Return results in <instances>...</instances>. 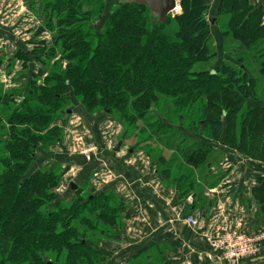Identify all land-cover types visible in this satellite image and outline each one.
Masks as SVG:
<instances>
[{"label":"trees","instance_id":"obj_1","mask_svg":"<svg viewBox=\"0 0 264 264\" xmlns=\"http://www.w3.org/2000/svg\"><path fill=\"white\" fill-rule=\"evenodd\" d=\"M116 2L119 6L118 12L109 21H102L101 28L98 23L104 19L102 15L98 16V21L87 15L85 18L90 21L87 26L81 25L79 29L68 31L66 34L63 32L65 35L61 34L59 39H56L55 46H60L63 54L67 53L65 55H70L75 60L72 56L73 52H76L77 56L81 54V60L87 63L78 61L80 58L77 57V61H73V66H70L66 73H59L58 80L53 79L49 83L51 86L49 84L45 87L36 86L28 90L19 105L14 107L13 112L5 111L6 120L10 123L9 126L13 127L8 134H6L8 130L3 128L5 138L10 139L1 142L6 150L9 149L7 156H4L5 153L0 149V162L4 163L3 167H0V177L8 172V179L3 178L4 184L0 183V264H19V261L24 263V258H28L29 264H98L99 258L106 256L99 247V239L110 238L109 232L113 230L115 222L104 220V213L100 214L97 211L108 209L107 201L100 200L102 196L109 199L110 195H90L88 200H80L75 209L64 207L62 210L59 208L51 211L52 205H49L48 200H59L60 196L54 197L50 192L59 184L60 177L52 171L39 170L36 173H29L31 162L37 159L36 150L40 144V137L36 136L35 139V126L36 131L38 125L45 126L43 121L67 114L63 111H67L65 109L69 106L63 108L58 103L69 102L71 105L68 96L71 90L74 91L76 100L79 102L81 100L87 107H100L106 113L119 111L125 122L131 123L134 119L151 116L158 120L161 128L174 129V124L183 135L186 130L182 123L184 116L178 117L179 124L170 123L171 120L157 115L156 107L152 106V102L158 105L164 104L167 100L162 97L169 95V91L174 89L181 94L191 90L199 91L201 86L206 89L200 90L205 94L221 90L223 94L220 100L215 96L216 101L213 99L211 104L207 103L208 105H205L203 100L200 101V106L205 105V107L199 122H194V131L203 133L209 141H219L226 133L228 137L225 143L229 148L236 149L245 156L260 158L264 145V129L260 133L255 129L261 124L264 125V106L259 110L260 114L262 111V115H254L256 109L246 111L248 115H254L252 119L249 117L241 122L247 127V133L251 129L253 131L252 135H246L247 139L243 137L244 133L239 121L237 125L233 124L239 131L236 130V134L229 136L232 133L230 132L231 117L229 110L222 106L232 101H234L233 107L242 105L244 100H248L249 96L253 95L251 100L258 99L264 102V90L263 88L260 90L259 86L261 81L251 74L246 64L240 63L242 59L226 62L227 56L222 54L223 46L220 52L212 50L207 39L201 43L203 36L209 34L206 26L203 25L206 23L204 10L207 8L204 0H184L182 14L175 18L170 14L164 24L153 18L148 7L121 4L120 0ZM124 9L132 11L119 17ZM144 10L149 13V21L144 25L142 23L136 25L142 20L139 12ZM134 12L138 15L133 14ZM132 25L135 31L142 29L141 31L146 32V38H121L123 37L120 34L121 30ZM163 29H166V32ZM260 30L264 28L261 27ZM69 34L74 35L73 44L67 39ZM251 38L253 34L248 39ZM219 54H222L224 60L216 61L214 70L207 71L205 81L197 85L198 73L192 72L194 64L208 62ZM254 62L261 66L260 73L264 74V60L260 63L257 60ZM80 75L82 77L86 75L89 81L86 80V83L81 84ZM238 95L241 98H238ZM191 102L196 104L193 99ZM181 105L180 109H184L185 101L182 100ZM212 107L218 109L221 107L220 118L212 116ZM176 109L174 105V114L177 112ZM61 139L58 135L57 140ZM243 140L247 142L242 144ZM5 141L7 144L4 143ZM237 141L240 144H237ZM195 142L192 143L195 147L193 150L190 149L191 145L188 146L190 151L199 150V145ZM184 145L187 146L185 140L179 147H175L180 150ZM244 145H247V148ZM52 179L53 185L50 182ZM43 190H48L49 194L43 195ZM96 201L98 204L95 203ZM108 222L111 223L110 228ZM106 228H108L107 233ZM73 239H76V243L72 242ZM47 254L52 258L50 259ZM14 255L17 256V260L13 259ZM31 256H34V262Z\"/></svg>","mask_w":264,"mask_h":264},{"label":"rangeland","instance_id":"obj_2","mask_svg":"<svg viewBox=\"0 0 264 264\" xmlns=\"http://www.w3.org/2000/svg\"><path fill=\"white\" fill-rule=\"evenodd\" d=\"M116 1L117 0L18 1L19 4L17 3V7L19 9V14L25 16L21 23L16 26L19 28L17 30V35L19 33L20 38H23V41L25 42L24 50L20 51L18 55V58L21 61L10 62V60H7L2 64L0 63V149L5 153L4 156H7L6 153H8L9 150H6L1 143L6 137L4 136V131L7 129L8 131L6 134L11 133L10 128L13 127L9 126L10 123L6 120L5 111L13 112L15 109L14 107L19 105L20 99L23 96H26L28 90L34 89L36 86L45 87L48 86L53 79L58 80L57 75L62 72L66 73L69 70V67L73 66L74 62L77 61V57L80 58L78 61L83 63L86 62L81 60V54L77 56L76 52H73L74 55L72 56L75 57V60H73L70 55H65L67 53L63 54L61 50L62 48L60 46H55L56 39H59L61 34L65 35L68 31H73L76 28L79 29L78 27H81V25H84V27L87 26L88 22H90L87 18H85L87 15L93 20L97 19V21L98 16L102 15L104 19L98 23L99 28H101L102 21H109V19L118 12L119 6ZM178 1L181 5V10L177 15H170L173 18L181 15L183 12L182 2L184 0ZM246 1L247 0H204L207 6L204 10L206 23L201 24L206 26L209 34L203 36V42L201 43H204L207 39L212 50H219L220 52L223 46L224 53L222 52V54L227 56L225 59L226 62L236 60L237 58L242 59L240 63L246 64L251 74L261 81L259 84L260 90L261 88L264 90V74L260 73L261 66L254 62L257 60V62L260 63L264 60V30H260L261 19H259L260 15L258 14H255L252 20L247 22L248 8H245V5H248V3ZM27 2H29V7L26 6ZM80 3L81 5H79ZM131 11L132 10L124 9L119 17L129 14ZM133 14L138 15L136 12ZM139 17H141L142 20L136 25L140 23L143 25L147 24V21L150 19L149 13L146 10L141 13L139 12ZM141 30L142 29L135 31L134 25H132L130 28L121 30L122 32L120 34L123 36L121 38H146L147 33ZM163 31L166 32V29H163ZM63 32L65 34H63ZM251 34H253V38L248 39ZM73 36L74 35L69 34L67 37L71 44L75 41V39L72 38ZM261 42H263L262 45L260 44ZM8 47V49L12 48V46ZM0 49V54L4 53L2 45L0 46ZM25 51H31L32 57L37 59V62H34V66L32 68L29 66V59L26 55H24ZM222 54H219V56L217 55L214 59L209 60L208 62H196L194 64L192 72L198 73L197 79L199 82L196 83L197 85H200L199 83L205 81L207 78L205 73L207 71L214 70L215 64L217 65V62L224 60L221 56ZM53 74L54 76H52ZM85 77L86 75L84 77L80 75L79 82L81 84L86 83V80L89 81L88 77ZM200 90L205 91L206 89L201 86ZM200 90H191L186 94H181L177 89H174V91H169V95L162 97L167 100L164 104L160 102L162 104L158 105L152 102V106L156 107L157 115L163 117L164 119L167 118L171 120L170 123H178V117L181 115L184 116L185 119L182 120L186 129L184 135L176 129L177 126L175 128L174 124V129H169L167 127L161 128L158 120L151 118V116L142 117L137 120L134 119L132 120V123L125 122L123 116L120 115L121 112L106 113L104 110L102 111L100 107H87L81 100L80 102L76 100L73 90L69 91L68 96L70 97L71 105H69V102L61 101L58 105H61L63 108L65 106H69L65 110L71 109V114H63L61 117L52 118L46 122L43 121L42 123H45V126L43 127V125H38V130L36 131V126L35 128L33 126L35 139L36 136H39L40 144L36 150L37 153L35 157H37V159L31 162V170L29 173H36L39 170H43L44 172L52 171L60 177L59 184L56 185V187H53L50 192L54 197H56L55 195L60 196L59 200H48L49 205H52L51 211H53V209L59 210V208L62 210L64 207H72L75 209V207H77L80 203V200H88L90 195H98L94 192L93 186L89 184V179L82 182L76 178L77 169H84L88 167L89 160H93L96 156H99V153H102L104 142L99 145L98 142H96L97 138L105 137L110 140H115L116 138L120 140V142H123L122 147L127 146L128 148L129 146H134L137 147V150H145L149 157L158 160V164L163 169L168 166V158L170 157L171 159L172 157L169 156V151H172L175 146L179 147L184 140L186 141L187 146L191 145L190 149L193 150L195 147L194 145L192 146V143H194L195 139H192L191 137H197V135L203 134L201 132L198 133L194 131V122H199L205 105L211 104L210 102L215 98V96L218 97L217 100H220L221 95L223 94L221 90H215L210 94H205ZM85 96L87 97L88 94ZM92 96H94V94H92ZM253 96L249 97L252 98ZM239 97L241 98L240 95H238V98ZM99 98H101L100 94ZM232 98H234V96H232ZM250 98L248 100H244L242 105L238 104V106L234 105V107L232 106L234 101L227 103V105H221L222 107L227 108L230 113V121L233 127L231 126L232 129L230 132L232 133H230L229 136L236 134V130L239 131L236 126L237 121H239V125L241 126L244 133L243 137H245V139H247V134H249V136L253 134L252 129L249 133H247V127L243 126L241 122L243 119L247 120L249 117L253 118L254 115H262V111L260 114L259 110L261 109V106H264V102H260L258 99L257 101L251 100ZM192 99L193 101H196V104L191 102ZM182 100L186 103L184 109H180L182 106ZM201 100H203V103L205 104L203 107L200 106ZM214 100L216 101V99ZM174 105L175 108L177 107L176 114H174ZM4 107L6 110H4ZM220 108L221 107H219V109L215 107L211 108V114L214 118L221 117ZM253 109H256L255 114L253 113L254 115L252 116L248 115L246 111L250 112ZM14 123L15 122H13V124ZM235 123L236 125L234 126L233 124ZM3 128L5 129L3 130ZM262 129H264L263 124H261V126H257L255 131H259L260 133ZM58 135L62 138L59 141L57 140ZM256 137L258 138L259 136L256 135ZM5 139L7 141L10 140L8 137ZM201 139L206 140L204 134ZM243 141L244 142H242V144L247 142L246 140ZM118 143L114 147H117ZM237 144L240 143L237 141ZM244 146L247 148V145ZM92 148H94V150ZM87 153L90 154L91 159L88 158ZM261 154L262 151L260 156ZM3 165L4 163L0 162V167H3ZM156 170L158 172L159 170L161 171V169ZM55 177L56 176H54L53 179H55ZM3 178H5V180L8 179V172L1 175L0 183L2 184H4L2 181H5ZM53 179L50 180L52 185L54 184ZM71 183H75L77 186V189L74 191L71 189ZM105 193L106 195H110L108 196L110 202L107 197L103 198V196L100 201L104 202L106 200V207L108 209L105 211H103V209H99L97 213H104V220L106 219L111 222L114 221L115 224L113 230L109 233H111V235L113 233L118 234L122 229L123 207L118 204L113 192L110 191ZM48 194V190H43V195ZM95 203L98 204V201ZM95 203L92 204L96 205ZM107 225L110 228L111 223L108 222ZM106 229L105 232L107 233L108 228ZM103 240L106 239H99V245ZM72 242L76 243V239H73ZM108 253L109 254L106 253L104 258H99L98 264H108L110 260H112L111 258H113V261H117L118 255L116 256L114 253ZM33 257L34 256H31L32 262H34ZM49 258L51 259L52 257ZM13 259L17 260V256L14 255ZM23 261L24 263H20V261L18 263L29 264L28 258H24ZM133 264H135V262H133Z\"/></svg>","mask_w":264,"mask_h":264},{"label":"crops","instance_id":"obj_3","mask_svg":"<svg viewBox=\"0 0 264 264\" xmlns=\"http://www.w3.org/2000/svg\"><path fill=\"white\" fill-rule=\"evenodd\" d=\"M18 1L0 0L1 64L21 61L18 55L24 50L16 27L25 18L19 14ZM246 2L248 20L258 14L264 28V0ZM24 55L32 68L37 59L31 51ZM201 137L195 138L196 152L189 150L190 145L169 151L172 157L165 169L145 150L121 146L116 151L120 140H95L99 145L104 142L102 153L89 160L88 167L77 169L76 178L89 179L98 195L113 192L123 207L121 232L99 246L105 255H118L108 264H264V242L256 254L233 263L212 252L208 243L217 232L257 236L264 231V145L263 155L256 158L229 148L226 133L219 141ZM188 217L198 224L191 225Z\"/></svg>","mask_w":264,"mask_h":264},{"label":"built area","instance_id":"obj_4","mask_svg":"<svg viewBox=\"0 0 264 264\" xmlns=\"http://www.w3.org/2000/svg\"><path fill=\"white\" fill-rule=\"evenodd\" d=\"M180 10L181 5L177 2V5L173 10V15L179 14ZM92 149L94 150V148ZM87 156L91 159L90 154L87 153ZM187 221L191 225L198 224L197 219L193 217H188ZM261 242H264V231L257 236H250L244 232L238 231H225L217 232L208 237V243L212 252L218 254L221 259L230 263L256 254Z\"/></svg>","mask_w":264,"mask_h":264},{"label":"water","instance_id":"obj_5","mask_svg":"<svg viewBox=\"0 0 264 264\" xmlns=\"http://www.w3.org/2000/svg\"><path fill=\"white\" fill-rule=\"evenodd\" d=\"M178 0H120L121 4H136L148 7L154 19L159 23L164 24L169 15L173 12L177 5ZM213 21V20H212ZM71 109L63 111V113L71 114ZM122 146V142H119L116 151H119ZM71 189L74 191L77 189L75 183H71ZM50 264V263H49Z\"/></svg>","mask_w":264,"mask_h":264},{"label":"flooded vegetation","instance_id":"obj_6","mask_svg":"<svg viewBox=\"0 0 264 264\" xmlns=\"http://www.w3.org/2000/svg\"><path fill=\"white\" fill-rule=\"evenodd\" d=\"M25 97V96H24ZM23 100V97L20 99V102ZM5 136V135H4ZM5 139V138H4Z\"/></svg>","mask_w":264,"mask_h":264},{"label":"bare ground","instance_id":"obj_7","mask_svg":"<svg viewBox=\"0 0 264 264\" xmlns=\"http://www.w3.org/2000/svg\"><path fill=\"white\" fill-rule=\"evenodd\" d=\"M178 2H179V1H178ZM171 14H173V12H172Z\"/></svg>","mask_w":264,"mask_h":264}]
</instances>
